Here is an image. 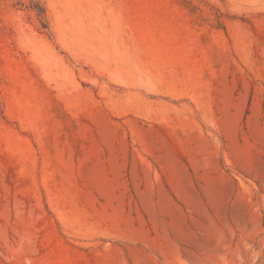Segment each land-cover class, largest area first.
I'll use <instances>...</instances> for the list:
<instances>
[{"label": "rangeland", "instance_id": "1", "mask_svg": "<svg viewBox=\"0 0 264 264\" xmlns=\"http://www.w3.org/2000/svg\"><path fill=\"white\" fill-rule=\"evenodd\" d=\"M0 264H264V0H0Z\"/></svg>", "mask_w": 264, "mask_h": 264}]
</instances>
